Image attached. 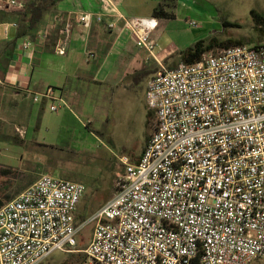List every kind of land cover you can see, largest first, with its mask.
Wrapping results in <instances>:
<instances>
[{
    "label": "built area",
    "instance_id": "built-area-1",
    "mask_svg": "<svg viewBox=\"0 0 264 264\" xmlns=\"http://www.w3.org/2000/svg\"><path fill=\"white\" fill-rule=\"evenodd\" d=\"M81 12L131 29L152 55L159 19L124 13L115 0ZM24 0L0 6L21 8ZM198 26L195 19L188 20ZM16 25V24H15ZM66 22L58 52L65 53ZM24 48L32 47L25 40ZM155 129L141 158L121 157L125 175L91 217L89 259L102 264H253L264 259V36L197 62L163 67L148 82ZM57 110L54 87L34 94ZM60 99V98H59ZM83 182L41 174L0 206V264H39L78 246Z\"/></svg>",
    "mask_w": 264,
    "mask_h": 264
},
{
    "label": "crops",
    "instance_id": "crops-1",
    "mask_svg": "<svg viewBox=\"0 0 264 264\" xmlns=\"http://www.w3.org/2000/svg\"><path fill=\"white\" fill-rule=\"evenodd\" d=\"M115 1L124 13L133 16H154V10L163 2ZM99 8V0H60L46 15L40 27V34L32 41V47H23V42L30 40L29 38L17 40L7 72L4 77L0 76L4 91V95L0 97L1 102L17 103L18 112L27 111L25 115H29V118L34 115L40 120L44 115L46 103L52 104L47 99L34 100V94L54 87L56 101L60 100L59 108L51 109L55 113L53 128L58 131V139L48 142L44 140L50 152H60V149H65L72 141L80 150L90 151L94 155L105 156L98 151L101 146L114 155L111 150L120 141L116 129H110L111 124L116 122V112H125L122 123L129 129L135 124L130 105L135 100L139 102L136 116L142 122L147 118L150 125L145 139L134 149L122 146L124 150L119 153L118 159L124 167V172L119 170L117 158L112 159L113 162L108 160L105 164L112 170L110 192L105 198L96 199L98 184L96 190L90 191L84 183L86 191L75 212L76 224L80 227L113 196L119 181L125 175L121 157L126 155L136 162L143 154L153 131V120L156 121L155 110L151 109L147 102L148 82L163 67H175L182 62L179 51L199 39H184L185 35L178 30L175 23L178 20L177 8L171 9L166 4L164 10L172 16L157 17L159 24L153 37L157 40L158 47L155 55H152L136 44L135 37L128 27L120 24L117 28H109L107 22L110 17H105L103 21L94 19L89 27H85L78 20L81 12L95 13ZM66 22L71 23L72 31L66 52L60 53L57 45L63 40L62 29ZM15 24L1 22L0 25H3L5 30L0 37L15 38ZM162 39L167 41L166 45L160 43ZM36 179L30 180L26 187ZM81 230L78 233V241Z\"/></svg>",
    "mask_w": 264,
    "mask_h": 264
},
{
    "label": "rangeland",
    "instance_id": "rangeland-1",
    "mask_svg": "<svg viewBox=\"0 0 264 264\" xmlns=\"http://www.w3.org/2000/svg\"><path fill=\"white\" fill-rule=\"evenodd\" d=\"M6 3L9 4V0H0V5ZM162 3L171 9L177 8L178 20L175 23L178 30L185 35L184 39L217 37L220 40H241L243 44L261 41L258 18L264 20V0H163ZM190 19L198 21V26H191L188 23ZM224 21L231 24L226 26ZM4 30L5 27L0 25V36ZM160 43L166 45L167 41L162 39ZM224 48L226 47H218L206 54H217ZM2 90L0 83V97L4 92ZM138 103L135 100L130 105L135 124L129 129L122 123L125 116L123 105L121 113L119 110L116 112V122L111 124L110 129H116L120 141L111 150L114 155L101 146L98 151L105 156H99L87 150H80L72 141L65 149L59 148L60 152H50L44 140L48 142L58 139V131L53 128L55 113L51 111L50 102L46 103L44 115L39 120L34 115L29 118V115H25L27 111L18 112L17 103H2L0 99V167L11 169L8 174L0 172V200L4 203L15 197L30 180L43 173L83 182L90 191L96 190L98 184L96 199L105 198L110 192L112 179V170L105 164L108 160L117 158L116 163L119 166H116L124 172V167L118 159L119 153L124 150L122 146L136 148L149 130L147 118L142 122L136 116ZM155 124L154 119L153 131ZM81 229L79 243L74 250H56L40 264H95L84 251L91 240L94 222L88 219ZM253 264H264V259Z\"/></svg>",
    "mask_w": 264,
    "mask_h": 264
},
{
    "label": "trees",
    "instance_id": "trees-1",
    "mask_svg": "<svg viewBox=\"0 0 264 264\" xmlns=\"http://www.w3.org/2000/svg\"><path fill=\"white\" fill-rule=\"evenodd\" d=\"M60 0H24V5L21 8L14 6H0V23L15 22L17 26L16 37L1 38L0 37V76L4 77L9 63L14 56V49L17 40L20 38H29L35 41L40 34V27L46 19L48 12L56 6ZM256 15V13L254 12ZM160 15L171 17L172 14L164 10L163 3L154 10V16ZM257 16V15H256ZM258 28L260 30L259 38L262 40L264 36V20L259 19ZM227 26L231 24L229 21H224ZM260 26V27H259ZM241 40H220L217 37L209 39L200 38L189 46L181 49L179 54L182 62L194 63L199 61L204 54L213 51L218 47H228L232 44H243ZM11 169L0 167V172L8 174ZM3 201L0 200V206ZM40 264V263H39ZM102 264V263H96Z\"/></svg>",
    "mask_w": 264,
    "mask_h": 264
}]
</instances>
